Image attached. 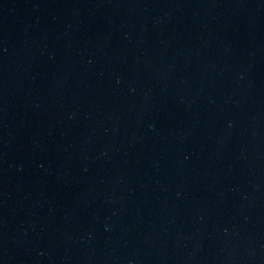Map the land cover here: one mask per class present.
<instances>
[{"label": "water", "instance_id": "95a60500", "mask_svg": "<svg viewBox=\"0 0 264 264\" xmlns=\"http://www.w3.org/2000/svg\"><path fill=\"white\" fill-rule=\"evenodd\" d=\"M0 264H264V0H0Z\"/></svg>", "mask_w": 264, "mask_h": 264}]
</instances>
